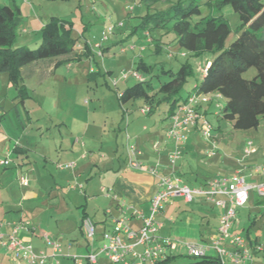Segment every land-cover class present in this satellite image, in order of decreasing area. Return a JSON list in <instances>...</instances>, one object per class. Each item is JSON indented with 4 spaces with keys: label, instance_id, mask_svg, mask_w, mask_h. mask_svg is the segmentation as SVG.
<instances>
[{
    "label": "rangeland",
    "instance_id": "1",
    "mask_svg": "<svg viewBox=\"0 0 264 264\" xmlns=\"http://www.w3.org/2000/svg\"><path fill=\"white\" fill-rule=\"evenodd\" d=\"M146 1L0 0V4L18 6L24 2L20 12L22 20L17 29L19 43L22 42L30 48L36 47L40 42L41 27L51 16H55L67 21L65 27L70 29V36L74 38L71 52L79 55L75 60L62 61L54 70L23 79L28 93L24 100L18 95L17 87L8 79L6 70L1 71L0 115L4 114V117L0 130H6L17 138L23 136L22 141L26 140L28 146H44L42 143L46 140L53 146H71L73 142H78L75 141L78 137L79 143L87 140V146L92 147L100 146L99 136L102 131H99V127L103 128L105 125L107 131L103 132L105 135L102 146H116L118 150L115 155L120 160L124 157L122 148L133 142L130 138L126 139L125 129L129 136L133 132L135 135L142 134L149 140L150 146L155 140L163 146L169 143L164 136L157 135L163 133L168 125V118H162L167 104L160 103L151 114L141 113V108L147 107L148 103L145 104L142 98H138L120 104L117 90L122 91L127 85L144 78L151 83L149 92L156 91L160 82L167 79L163 73L164 68L172 67L176 70L180 63L188 60L193 67V74L186 79L179 92L183 97L199 79L211 54L190 56L178 46L172 33L163 34L161 29L144 31L139 23L140 16L147 11ZM160 5L162 0L154 3L153 7ZM201 8L205 15L216 10L208 3L201 4ZM219 12L225 16L232 29L227 39L229 43L235 37L233 29L239 18L228 5L223 6ZM69 55L60 54L57 58L65 59ZM141 61L149 66V72L144 69L136 70ZM98 66L100 72L97 71ZM124 72L127 77L121 78ZM133 72H137L139 77L134 76ZM242 74L251 78L256 71L254 67H250ZM213 100L212 97V101L205 104L209 111L205 116L212 127L213 137H208L201 129H190L186 132L188 146L197 147H194L195 150L187 148L184 154L191 159H197V162L193 161V166H199V171H196L202 173L204 167L208 166V171L214 176H223L230 174L235 167L247 164L249 157H244L243 146L248 139L252 140L257 149L253 157H260V161L264 163V116H260L258 127L235 129L228 121L213 113L217 109ZM116 135L118 137L115 139ZM40 137L42 139L39 140ZM186 182L194 185L188 178ZM78 190L81 192L83 189ZM180 204L182 209L172 214L174 224L181 223L178 229L173 227V223H166L164 229L169 232L172 229L173 234L165 237L172 238L175 243H179L181 237L187 233L183 221L184 216L188 217L191 210V205H184L182 202ZM204 207L208 208L206 205ZM113 215L116 217V214ZM80 236L86 242V236ZM104 242L102 237L96 239V252ZM182 254L184 255L179 256V262L198 260L185 252ZM72 256L70 254L71 264H87L84 257ZM97 260L105 264H120L109 262L103 253L98 254Z\"/></svg>",
    "mask_w": 264,
    "mask_h": 264
},
{
    "label": "crops",
    "instance_id": "2",
    "mask_svg": "<svg viewBox=\"0 0 264 264\" xmlns=\"http://www.w3.org/2000/svg\"><path fill=\"white\" fill-rule=\"evenodd\" d=\"M23 4L19 6L20 9ZM69 54L65 59L57 58L58 55L24 64L20 68L22 82L23 79L35 74L39 76L43 72L54 70L64 60L76 59L71 58L72 54ZM97 71L100 72L99 66ZM201 75H203L202 71ZM23 84L27 89L26 84L24 82ZM121 92L117 90V96ZM210 96L211 100L207 103H210L213 97L216 108L224 102V98L218 92H212ZM205 104H201L199 108L201 114L207 110ZM216 113L217 111L214 114ZM1 115L0 124L4 117V114ZM112 126L113 124L111 128ZM106 127L105 125L103 128L99 127V131H102L99 136L100 146L92 147L87 146V140L79 143L78 137L75 139L78 142L76 144L73 142L71 146H53L51 142L47 143V140L42 143L44 146H28L26 140L25 143L22 141L23 136L17 138L6 130H0V160L6 158L8 162L0 165V236L5 239L12 233L14 226L28 223L27 228L22 227L19 230V237L23 242L31 244L35 253L43 251L46 255L44 263L37 261L35 264L49 262L71 264L70 254H73L72 257H83L95 250L94 242L97 238H103V233L112 227L111 217H115L113 214L116 216L120 214L119 204L122 201L124 205L133 206L144 212L148 211L150 199L157 190L158 176L148 170H139L128 165L130 146L134 147L135 157L145 167L155 168L157 174L171 171L168 161V154L173 148L171 142L163 146L155 140L150 146L149 140L142 134L135 135L133 132L130 137L125 129L126 139L130 138L133 142L122 148L124 157L120 160V157L115 155L118 150L116 146H106L108 149L102 146L105 135L103 132L107 131ZM190 129H200V121ZM165 131L166 129L163 133H158V137L164 136L167 140ZM108 135L111 134L108 133ZM116 137L118 135L115 139ZM187 140L188 138L181 145L182 153L176 161L174 171L185 184L188 185L186 182L188 178L194 184L189 186L204 187L208 180L215 176L208 171V166L204 167L202 173L197 172L199 166H193V161L197 162V159H191L186 153L184 154L187 148L195 150L197 146H188ZM256 153L257 149L254 153L245 155L244 157H249L248 163L235 167L228 175L238 173L244 176L247 182L259 184L264 182V171L255 169L257 166L264 165L260 157H253ZM67 163H73V165L66 166ZM21 175L26 178V184L20 182ZM78 188L83 190L80 192ZM246 199L245 204L237 210L231 230L245 236L246 246L250 251L247 264H264V195L251 189ZM181 202L184 205H191L189 216H184L185 221L180 219L187 228V233L181 237V241L200 243L208 241L209 236L217 232L221 209L208 200H204L201 195H196L190 202H184L181 197L168 201L160 215L162 226L157 232L158 236L165 237L173 234L172 229L170 232L168 229L164 231L166 223H173V227L178 229L181 223L174 224L172 214L182 209ZM85 218H89L95 225L93 240L86 235L83 223ZM127 223L133 228H138L142 221L140 218L129 216ZM190 226L192 228H189ZM80 234L86 236V242L80 238ZM46 237L51 242L59 244L58 251L53 250ZM222 245L231 249L226 243ZM173 252L179 254L185 250L176 248ZM209 254L216 256L211 249L208 250L207 255ZM99 263L105 264L101 261ZM0 264H27V262L9 251L0 242Z\"/></svg>",
    "mask_w": 264,
    "mask_h": 264
},
{
    "label": "trees",
    "instance_id": "3",
    "mask_svg": "<svg viewBox=\"0 0 264 264\" xmlns=\"http://www.w3.org/2000/svg\"><path fill=\"white\" fill-rule=\"evenodd\" d=\"M160 1H146L147 11L140 16L139 23L142 29H161L163 34L170 32L188 55L199 57L210 53L211 58L206 60L203 75L187 95L182 97L179 92L186 79L193 74L188 60L180 63L176 70L164 68L167 79L160 82L156 91L149 92L151 83L144 78L126 86L117 96L120 104L142 98L148 103L147 114H151L160 103L165 102L167 107L162 118H169L189 94L218 92L224 102L213 113L217 111L216 115L235 129L258 127L260 116H264V0H162V5L154 8L153 4ZM207 3L216 10L205 15L201 4ZM225 5L231 6L239 18L233 29L235 37L229 43L227 39L232 29L219 12ZM20 12L16 4H0V72L6 70L8 79L17 87L23 100L28 95L20 71L24 64L66 53H71V58L79 55L71 52L74 38L70 36V29L65 27L67 21L55 16H51L41 27V38L36 47L19 43L17 29L22 20ZM250 67L255 68L256 74L246 78L242 73ZM136 68L150 71L143 61ZM207 113L204 110L203 117ZM181 255L184 254L172 252L153 264H219L213 254L187 263L179 262Z\"/></svg>",
    "mask_w": 264,
    "mask_h": 264
},
{
    "label": "built area",
    "instance_id": "4",
    "mask_svg": "<svg viewBox=\"0 0 264 264\" xmlns=\"http://www.w3.org/2000/svg\"><path fill=\"white\" fill-rule=\"evenodd\" d=\"M207 65H204L205 71ZM133 75L139 77L137 72ZM126 78L127 73L124 72L120 76ZM116 83V80H114ZM120 95V93H118ZM211 100L210 93H191L186 100L178 105L174 112L168 118L166 127V138L172 143V150L168 154V161L171 171L168 173L157 174L153 167H145L141 161L135 157L134 147L128 149V165L139 170H148L158 176L157 190L150 199V205L147 212L135 208L130 205H124L122 201L120 206V214L112 218V227L109 231L103 233L104 243L98 251L93 250L83 256L89 264H100L98 254L103 255L111 263L124 264H153L156 261L165 258L167 254H171L176 248H183L187 254L195 257L207 256L208 250L211 249L216 253L219 264H247L250 259V251L246 246L245 236L231 231L232 224L236 218L238 208L242 207L246 198H248L249 190L255 189L260 195H264V182L250 183L245 177L234 173L228 176H215L208 180L204 187H191L185 184L174 171L177 159L181 156V145L186 141L188 130L197 125L200 121V129L208 137H211L212 127L204 115L201 114L199 108L201 104ZM149 107H142L141 112H148ZM256 151L252 140L248 139L243 146L244 156L252 154ZM7 159L0 160V165L7 164ZM73 163H67L66 166H72ZM257 171H264V165L257 166ZM21 183L26 184V178L21 175L19 177ZM196 195H201L204 200H208L212 204L221 209L218 218L217 232L210 235L206 242H185L175 243L172 238L158 236L157 232L162 226L160 215L162 214L164 205L175 197H181L184 202H190ZM129 216L140 218L142 223L138 228H133L127 223ZM84 226L86 235L90 240L94 239L95 225L89 218H85ZM28 224V223H26ZM23 225L14 226L12 233L7 238H1V244L9 251L24 259L27 264H35L37 261L44 263L46 255L43 251L35 253L29 243H25L19 237V230ZM26 225V226H25ZM49 244L52 245L54 251L59 250V244L53 243L46 237ZM226 243L231 249L226 248L222 244ZM74 256L73 258H75ZM47 264H53L51 262Z\"/></svg>",
    "mask_w": 264,
    "mask_h": 264
}]
</instances>
